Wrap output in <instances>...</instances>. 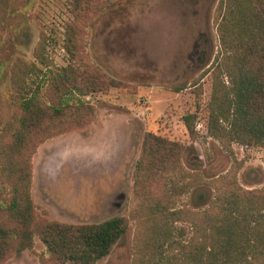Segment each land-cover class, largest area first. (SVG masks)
Returning <instances> with one entry per match:
<instances>
[{
    "label": "rangeland",
    "instance_id": "374dc122",
    "mask_svg": "<svg viewBox=\"0 0 264 264\" xmlns=\"http://www.w3.org/2000/svg\"><path fill=\"white\" fill-rule=\"evenodd\" d=\"M108 1L96 11L95 5L105 0H0V125L17 111L12 64L17 59L34 62L37 70L27 77L28 89L43 86L46 66L34 57L36 45L44 37L50 68L66 66L65 26L84 8L77 21L82 60L118 84L97 94L67 96L71 102L93 104L94 117L37 146L30 195L39 216L51 220L89 224L127 216L126 233L96 264H134L132 174L146 132L191 146L182 162L202 168L206 178L236 171L246 189L264 190V147L221 143L207 131L216 81L212 68L221 49L220 0ZM221 79L227 83L226 76ZM191 113L194 136L182 120ZM199 190L182 195L179 204H194ZM176 228L185 229L187 237L186 224L177 223ZM42 255L48 256L46 247L35 236L31 249L11 252L0 264H41Z\"/></svg>",
    "mask_w": 264,
    "mask_h": 264
},
{
    "label": "trees",
    "instance_id": "16d2710c",
    "mask_svg": "<svg viewBox=\"0 0 264 264\" xmlns=\"http://www.w3.org/2000/svg\"><path fill=\"white\" fill-rule=\"evenodd\" d=\"M110 3L105 0L94 9ZM80 13L65 26L66 66L50 68L44 37L36 45L34 57L46 66L43 86L28 89L27 77L37 70L34 62L17 59L10 69L17 111L0 125V262L11 252L31 249L38 236L48 253L40 256L41 264H96L128 229L129 218L122 215L89 224L44 218L30 195L37 146L94 117L93 104L71 102L67 96L97 94L118 84L82 60ZM217 32L221 49L212 68L216 81L208 134L221 143L264 147V0H220ZM194 118L192 113L182 118L191 136ZM184 151L193 149L153 132L143 137L132 174L134 264H264V190L243 188L236 171L206 178L202 168L183 164ZM203 186L212 194L199 190ZM194 190H199L194 204H179L182 195ZM177 223L188 226L187 237Z\"/></svg>",
    "mask_w": 264,
    "mask_h": 264
},
{
    "label": "built area",
    "instance_id": "2783aa9c",
    "mask_svg": "<svg viewBox=\"0 0 264 264\" xmlns=\"http://www.w3.org/2000/svg\"><path fill=\"white\" fill-rule=\"evenodd\" d=\"M200 125H201L200 123H199V124H197V127L199 128V127H200Z\"/></svg>",
    "mask_w": 264,
    "mask_h": 264
}]
</instances>
